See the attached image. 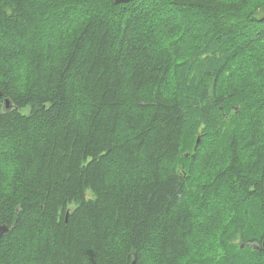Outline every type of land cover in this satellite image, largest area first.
I'll use <instances>...</instances> for the list:
<instances>
[{"label":"trees","instance_id":"1","mask_svg":"<svg viewBox=\"0 0 264 264\" xmlns=\"http://www.w3.org/2000/svg\"><path fill=\"white\" fill-rule=\"evenodd\" d=\"M0 92V264H264V0H0Z\"/></svg>","mask_w":264,"mask_h":264},{"label":"rangeland","instance_id":"2","mask_svg":"<svg viewBox=\"0 0 264 264\" xmlns=\"http://www.w3.org/2000/svg\"><path fill=\"white\" fill-rule=\"evenodd\" d=\"M17 65V64H16ZM16 67V66H15ZM16 71H18V69H20V67L19 66H17L16 68ZM198 139V141H199V138H197ZM197 139H196V141H197ZM197 143L198 142H195L194 143V146H193V148H195L196 147V145H197ZM263 181H264V178H263ZM204 213L205 212H203L201 215H204ZM215 214H216V212H211V214H210V220L211 219H213V216H215ZM214 219H216L217 220V217H215ZM205 221H201L200 222V224L199 225H197L196 226V228H195V230H194V232H201V230L203 229V224H204V227H205ZM210 225V224H209ZM258 243H260V242H257V241H249V242H247V246L250 248V249H257V248H259V246L257 245ZM262 248H263V246H261Z\"/></svg>","mask_w":264,"mask_h":264},{"label":"water","instance_id":"3","mask_svg":"<svg viewBox=\"0 0 264 264\" xmlns=\"http://www.w3.org/2000/svg\"><path fill=\"white\" fill-rule=\"evenodd\" d=\"M127 1H130V0H115V2H127ZM0 96H1V92H0ZM196 142H198V139H197ZM263 187H264V181H263ZM7 231H8L7 226H5V225H1V224H0V237H1V235H2L3 233H5V232H7ZM262 246H263V248H264V238H263V241H262Z\"/></svg>","mask_w":264,"mask_h":264},{"label":"bare ground","instance_id":"4","mask_svg":"<svg viewBox=\"0 0 264 264\" xmlns=\"http://www.w3.org/2000/svg\"><path fill=\"white\" fill-rule=\"evenodd\" d=\"M264 238V237H263ZM263 241V240H262Z\"/></svg>","mask_w":264,"mask_h":264}]
</instances>
